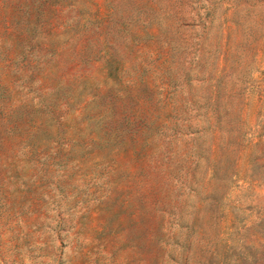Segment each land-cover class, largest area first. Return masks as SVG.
Returning <instances> with one entry per match:
<instances>
[{
    "label": "rangeland",
    "instance_id": "rangeland-1",
    "mask_svg": "<svg viewBox=\"0 0 264 264\" xmlns=\"http://www.w3.org/2000/svg\"><path fill=\"white\" fill-rule=\"evenodd\" d=\"M0 264H264V0H0Z\"/></svg>",
    "mask_w": 264,
    "mask_h": 264
}]
</instances>
